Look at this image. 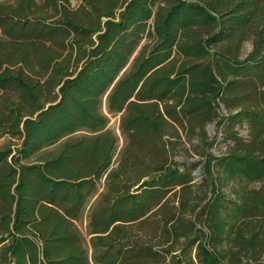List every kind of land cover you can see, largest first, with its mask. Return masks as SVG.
Listing matches in <instances>:
<instances>
[{
	"label": "trees",
	"instance_id": "16d2710c",
	"mask_svg": "<svg viewBox=\"0 0 264 264\" xmlns=\"http://www.w3.org/2000/svg\"><path fill=\"white\" fill-rule=\"evenodd\" d=\"M2 135L0 264H264V0H0Z\"/></svg>",
	"mask_w": 264,
	"mask_h": 264
},
{
	"label": "rangeland",
	"instance_id": "374dc122",
	"mask_svg": "<svg viewBox=\"0 0 264 264\" xmlns=\"http://www.w3.org/2000/svg\"><path fill=\"white\" fill-rule=\"evenodd\" d=\"M78 1L79 0H71L73 5L77 4ZM250 49H251L250 44L246 43L244 46V49H243V56L246 55L250 51ZM107 117L109 119L108 127L117 134V136L119 138V146H121L123 143V139H122V137L119 133V130H118L119 116L118 115H116V116L107 115ZM207 133L211 139H214L216 137V140L214 141V144H213L212 148L210 149V152L216 156L220 155L225 150L226 147H225V144L222 142L221 137H220V133L218 132V130L216 129L214 124H209L207 126ZM240 133H241V135L245 136L246 131L242 129V130H240ZM18 143H19L18 139L11 137L9 135L0 136V147L11 146L12 148H14L18 145ZM175 159L178 161L185 160L188 163H190L192 161H197L198 157L197 156L190 157V156L186 155L183 150H181L176 155ZM200 168L201 167L198 166V168L193 171V175L195 176V182H197V183L200 181V178H201ZM232 187L234 188V186L232 184H231V186H227L226 188H224V192H225L227 199L234 200L236 197V194H235L234 189ZM102 188H103L102 185H100L98 193H100L102 191ZM98 193L89 199V201L87 202V205L84 209L83 215L77 223L78 229L85 236H86V226H87V221H88L89 210H90V207L92 206V204L94 203ZM86 238L88 239L87 236H86ZM224 247H226V246H224ZM191 255H192V257L195 256V250L192 251ZM263 257L260 260L261 263H264ZM241 264H252V262L247 258H243V262Z\"/></svg>",
	"mask_w": 264,
	"mask_h": 264
}]
</instances>
